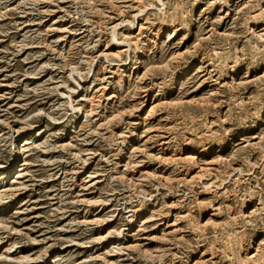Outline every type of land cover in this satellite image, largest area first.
<instances>
[{
    "label": "rangeland",
    "instance_id": "374dc122",
    "mask_svg": "<svg viewBox=\"0 0 264 264\" xmlns=\"http://www.w3.org/2000/svg\"><path fill=\"white\" fill-rule=\"evenodd\" d=\"M0 264H264V0H0Z\"/></svg>",
    "mask_w": 264,
    "mask_h": 264
}]
</instances>
